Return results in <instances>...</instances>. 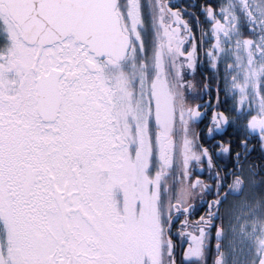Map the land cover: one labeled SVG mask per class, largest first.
Listing matches in <instances>:
<instances>
[{
	"label": "snow or ice",
	"instance_id": "6c2138e0",
	"mask_svg": "<svg viewBox=\"0 0 264 264\" xmlns=\"http://www.w3.org/2000/svg\"><path fill=\"white\" fill-rule=\"evenodd\" d=\"M157 12L152 71L129 79L147 0H0V264H193L190 224L212 201L177 206L161 172L179 157L190 186L210 190L264 161V75L244 88L216 60L197 83L201 51L226 36L223 5Z\"/></svg>",
	"mask_w": 264,
	"mask_h": 264
},
{
	"label": "flooded vegetation",
	"instance_id": "af4514ba",
	"mask_svg": "<svg viewBox=\"0 0 264 264\" xmlns=\"http://www.w3.org/2000/svg\"><path fill=\"white\" fill-rule=\"evenodd\" d=\"M153 6V18L145 17L143 26L140 29V34L143 36V45L145 54L141 57L135 49L129 54V59L126 64H131L135 58L136 69H129L128 78L134 79L135 75L144 71L151 72L155 59L159 54V45L161 40V29L159 26L157 6L160 0H147ZM172 4L180 7L187 6L193 3L199 4L200 0H171ZM216 4H222L224 10V22L221 25L226 36L220 37L218 50L214 52V56L210 57L200 53V63L202 68L197 72V83L202 84L204 75L209 77L213 73L209 71V64L219 61L221 72L228 76H234L237 84L244 88L255 87L259 83V77L264 75V13H262L258 4L253 0H213ZM199 14V8L195 10ZM171 17L165 18V24L169 23ZM193 30L196 28V19L194 16H189ZM201 22L203 23L202 17ZM250 25L254 31L250 32ZM207 25H204L206 28ZM203 31V29H202ZM155 33V34H154ZM257 36L260 39H257ZM204 48H207L211 43L210 36L204 37ZM255 41L258 47H253ZM251 53V58L250 54ZM258 56L259 59H255ZM165 62L175 61L179 64V59L176 53L168 55L165 53ZM146 63L147 67H144ZM229 65V67H225ZM251 67V72H247L248 67ZM202 90V89H201ZM177 106H182L180 96L182 95L177 90H174ZM163 94V92H162ZM177 169L173 170L172 175L167 174V170L161 172L158 177L161 187L158 191L167 194L168 198L175 199L177 206L196 209H201L202 201H212L213 207L211 214L205 212V221H201L199 225L192 223L190 227L199 240V245L196 249V258L193 264H224L227 244V213L232 202L240 200L245 191L249 187H253L258 191L264 188V161H260L258 166L245 167V169L231 179L225 180L222 185L213 183L210 190H205V184H200L193 189L188 180L181 175L182 165L180 158H177ZM223 172L221 175L223 176ZM207 178H205V183ZM264 193V192H263ZM200 213H194L193 219ZM200 228H203L201 233ZM179 243V241H178ZM262 247V249H261ZM264 252V239L258 248V259L256 264H259L261 256Z\"/></svg>",
	"mask_w": 264,
	"mask_h": 264
},
{
	"label": "rangeland",
	"instance_id": "374dc122",
	"mask_svg": "<svg viewBox=\"0 0 264 264\" xmlns=\"http://www.w3.org/2000/svg\"><path fill=\"white\" fill-rule=\"evenodd\" d=\"M264 13V0H253ZM264 188L249 187L230 204L227 213V244L224 264H256L264 239ZM262 249V247H261Z\"/></svg>",
	"mask_w": 264,
	"mask_h": 264
},
{
	"label": "water",
	"instance_id": "95a60500",
	"mask_svg": "<svg viewBox=\"0 0 264 264\" xmlns=\"http://www.w3.org/2000/svg\"><path fill=\"white\" fill-rule=\"evenodd\" d=\"M259 264H264V252H263V254L261 256V260H260Z\"/></svg>",
	"mask_w": 264,
	"mask_h": 264
}]
</instances>
